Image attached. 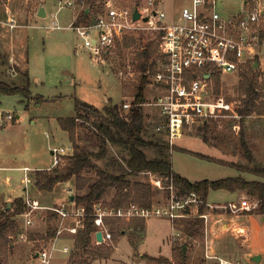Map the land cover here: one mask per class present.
Instances as JSON below:
<instances>
[{"label": "rangeland", "instance_id": "obj_1", "mask_svg": "<svg viewBox=\"0 0 264 264\" xmlns=\"http://www.w3.org/2000/svg\"><path fill=\"white\" fill-rule=\"evenodd\" d=\"M0 1L3 3L7 0ZM114 1L118 4L135 6L138 0ZM145 1L140 0L138 3L143 4ZM244 1L218 0L217 8L226 15L229 12H238L243 8H250L253 6L252 3H255L254 0H248V4H244ZM261 1L264 4V0ZM66 2L67 0H62V3H60V0H46L49 14L46 18L37 22L40 29L29 34L27 49L30 57L31 76L33 80L35 79L34 76L40 77L41 80L38 83L34 82L32 85V90L37 96H35L36 101L31 102L27 114L23 108L24 106L21 107L20 105L19 97L21 98V94H0V110L13 113L14 116L18 113L23 114L21 120L14 118V121L10 120L7 125V121L0 125V158L7 157L9 159L7 162L14 164L16 167L24 165L30 167V171L27 173L29 177L27 182L23 168L0 172V189L12 190L11 195L14 197L24 195L26 193L25 188H27L28 195L31 198L38 199L43 206H54L63 202L64 199H67L68 187L70 186V183L58 184L53 192L42 191L40 193L34 184L33 167L50 166L51 168L48 169L51 172H54L57 168V166L52 167V147L73 145L69 135L60 128L58 118L75 114L76 99L93 104L98 108L132 102L144 74L143 66L147 63L152 64L158 57L157 50L160 43V33L155 29L128 30L117 35L115 45L110 48L105 56L106 61H98L91 57V50L83 47L80 35L75 30L67 27L74 16L83 11L84 6L77 5L76 9H72V7L64 5ZM37 3H39V0H30V10H32V7L36 8ZM61 4L63 6L60 8ZM103 4L105 10L104 1ZM156 4H160L164 8L169 20L176 21L181 19L182 7L189 5L190 0H156ZM53 13H56V17L52 16ZM43 28L47 31L45 35L42 33ZM131 32H135L137 42L126 47L123 43V37ZM261 57L264 58V51ZM260 71L263 72L262 69ZM8 72L11 75L16 74L15 71ZM239 79V74L232 72L224 73L220 79L221 90L223 89L221 95H223L225 102L231 104L235 112H237L235 104L240 103L237 100L236 91ZM149 82L150 76L145 87V103H143V111L147 116L148 126L147 131L144 133L146 138H152L154 132H156L154 123L161 120L159 109L150 104L156 92ZM38 94L41 96H38ZM23 97L25 102H29L32 99V92L30 91L28 96L23 95ZM215 98L216 93L213 87L210 91V99L215 100ZM216 112L217 116L209 119L207 129L199 121L188 123L185 126L183 136L176 139L174 143L178 149L172 150V162L175 169L191 179H218L234 176L239 172L229 167V165L226 166L216 161L186 153L180 150V146L218 158L222 157L230 162L246 166H264V116L253 113L245 117L244 135L254 156V160L251 162L247 159L245 149L241 143V116L233 115V112L226 108L217 109ZM94 131V128L89 124L78 125L77 135L80 150L97 151L99 149L100 142ZM112 150L116 152L114 147H112ZM146 150L150 155L152 154L151 150ZM98 163L100 166L101 161H98ZM64 165H59L60 170L64 169ZM84 174L97 176L96 171L93 169H85ZM3 175H11L10 182H7ZM135 178L149 182V176L143 172ZM63 187L67 188V194ZM75 192L76 190L72 189V194ZM114 193L115 190L110 189L104 198L111 200ZM229 194L228 190L210 191L208 198L210 202H207L203 210V213L209 215L208 221L200 217L202 219L201 228L204 230L203 240L190 237L183 231L185 228L183 219L185 218L176 220L163 217L144 219L145 229L143 231L128 228L116 240L108 244L111 248L108 257L91 259L89 262L90 264H161V260L174 259L173 246L175 241L173 238L176 236L179 242L187 243L188 264H204V260H207L208 264H213L214 261L218 264L216 257L207 256V228L210 230V219L212 217H220L221 215L229 217L230 214L236 215L239 213L235 208L240 206L237 207L233 204V207L228 206L225 208L224 205H229V202H218L226 199ZM169 196L170 193L167 189H161L153 185L152 204L165 203L168 201ZM256 197H247L249 202L245 203V206L246 209L252 210L254 208L260 213L259 201H256ZM199 204L193 205V208L198 212L201 206ZM236 211L238 212L236 213ZM48 213V210L35 213L34 225L36 224L37 228L48 229L49 224L46 220ZM193 217L196 216L186 218ZM20 223L22 225L21 220ZM52 224L54 227L56 221ZM30 228L28 229L29 232L31 231ZM73 241V236L65 232L59 239L58 245L59 247L64 244L72 246L74 245ZM93 244L97 246V244ZM227 244H229L228 248L219 251V257H227L233 261H239L240 259L242 264H264V262L246 260L242 255L235 252L236 248L233 243ZM33 248L31 241L16 240L5 262H16L22 259L25 262L24 264H30L28 262L30 257L28 258V256L30 252L32 253ZM66 257L67 254L57 253L54 264H62ZM78 258V256H75L70 262L72 263L73 259L77 260ZM36 264L41 263L36 262Z\"/></svg>", "mask_w": 264, "mask_h": 264}, {"label": "built area", "instance_id": "obj_2", "mask_svg": "<svg viewBox=\"0 0 264 264\" xmlns=\"http://www.w3.org/2000/svg\"><path fill=\"white\" fill-rule=\"evenodd\" d=\"M254 1L250 8L224 15L217 8L218 0H190L189 5L182 7L181 19L172 21L168 19L164 8L156 4V0H146L143 4L136 3L135 6L105 0V10L99 12L95 19L77 23L75 18L68 27L80 35L83 47L91 50V57L101 62L106 61L105 56L115 45L118 34L128 30L159 31L158 57L152 62L153 73L150 69L147 71L150 75L149 84L156 92L150 104L155 105L161 115V120L156 122L155 131L163 132L172 146L176 139L183 136L188 123L194 121L205 123L217 116V109H230L233 115L239 116L231 104L225 102L221 95L223 89L216 95L215 100L210 99V91L214 87L213 75L216 72L220 73L221 77L229 72L239 74L247 62L253 61L255 64L258 61L257 68L263 70L260 81L264 85V58L261 57L264 51V4L261 0ZM64 5L76 7L83 4L78 0H67ZM62 6L63 4L60 8ZM136 8L140 12V18L135 20ZM145 17H148V20H145ZM120 107L127 113L132 107V102H125ZM14 118L13 113L1 112L0 125ZM73 152V145L52 147V167L66 164L65 157ZM23 170L27 182L30 168L24 167ZM143 173L149 176L148 181L152 185L168 190L170 193L168 201L151 206L130 202L128 205L117 207L104 205L102 201L95 203L92 212L95 223L93 243L99 245L113 242L112 225L106 221L110 218L148 220L163 217L176 220L195 215L208 221V214L200 213L193 208V205L203 203L199 195L194 192L181 193L172 180L156 172ZM68 194L73 195L72 189L68 190ZM24 202L26 209L19 214V219L23 220L22 231L13 238L15 241L33 243L34 248L29 262L54 264V258L59 251L67 254L62 264H72L70 260L73 258L76 238L72 246L64 244L59 247L58 243L65 232L76 237L85 227L88 215L85 205L76 204L68 197L60 204L43 206L39 200L31 198L28 194L24 197ZM228 206L233 207V204L224 205L225 208ZM0 208L5 209L4 205ZM235 209L233 208L234 211ZM42 210H48L56 215L55 234L48 239L31 240L28 237V229L35 223V213ZM99 230L103 234L102 242L96 238V232ZM176 239L178 237L174 236L173 240ZM207 256L216 257L218 264H241L238 260L208 254ZM6 264L20 262L10 261Z\"/></svg>", "mask_w": 264, "mask_h": 264}, {"label": "trees", "instance_id": "obj_3", "mask_svg": "<svg viewBox=\"0 0 264 264\" xmlns=\"http://www.w3.org/2000/svg\"><path fill=\"white\" fill-rule=\"evenodd\" d=\"M103 1L105 0H78L79 3L83 4L84 9L77 17V23L88 21L91 12L96 14L102 12L104 10ZM87 8H90L89 13ZM136 42L135 32L123 37V43L126 47ZM147 64L143 66V77L132 101V107L127 113L117 104L98 108L93 104L76 99L75 114L58 118L61 129L68 133L73 143V154L65 157L66 164L63 170H60V166H57L54 172L49 169L34 171V183L40 190L53 191L60 183L73 182L72 189L76 190L73 194L75 203L83 204L86 207L88 215L86 216L85 227L77 234L75 250L72 254L73 258L75 256L79 258L77 260L73 259V264H90L91 259L106 258L110 253L111 248L107 243L97 246L93 244L92 233L95 231V223L92 212L95 203L102 201L104 205L111 207L125 206L130 202H135L141 206H151L153 202V185L150 182L135 178L144 171L156 172L167 177L174 182L183 194L194 192L199 195L203 201L199 207L200 213L203 212L207 204L211 190H228L232 192L246 190L258 197L259 212L264 214V180L247 179L242 175H237L191 181L173 168L172 150L178 149L176 144L171 146L163 132H154L152 138L144 136L148 126L142 103L145 102V87L150 76L147 71L150 69V72L153 73L154 70V63ZM260 74V69L254 67L253 61L247 62L239 72L240 79L236 86L237 100L240 103H236L235 108L242 121L241 143L245 149L247 159L251 162L254 160V156L245 139L244 121L245 117L253 113L264 114V91ZM220 79V73L216 72L213 75L216 95L221 92ZM29 87V81L25 86L0 81V92L3 94L28 96L30 94ZM208 122L209 120L202 124L205 129L208 128ZM80 124H89L94 128L100 142L97 151L80 150L77 135V127ZM155 125L156 123H154V128ZM204 137L206 138V136ZM112 147L116 152L112 150ZM146 149L151 150L152 154L150 155ZM180 150L264 178V166H246L187 148L180 147ZM98 161H101L100 166ZM85 169L95 170L97 176L84 174ZM110 189H114L115 193L111 200H106L104 196ZM4 207L5 209L0 208V264L7 263L5 259L13 248L15 241L13 237L22 231L19 214L26 209L24 197L15 198L10 208L7 207V204ZM55 218L56 215L49 212L46 216L49 224L46 233L29 232V239L41 240L53 236L55 228L52 222ZM106 221L112 225L113 240H116L128 228L141 231L145 229V220L140 218L126 221L110 218ZM183 221L185 224L183 231L188 236L203 240L204 230L201 228L202 219L199 216L185 218ZM174 241V259L172 261L164 259L161 260V263L188 264L187 255H184L183 252V244L187 245V243L179 242L178 239ZM204 264H206L205 260Z\"/></svg>", "mask_w": 264, "mask_h": 264}, {"label": "crops", "instance_id": "obj_4", "mask_svg": "<svg viewBox=\"0 0 264 264\" xmlns=\"http://www.w3.org/2000/svg\"><path fill=\"white\" fill-rule=\"evenodd\" d=\"M29 1L30 0H7L4 1L3 3L0 1V81H5L10 84L19 85V86H25L29 81L30 84L29 88L30 91L32 92V99H30L29 102H25L24 101L25 98L23 97L22 94L20 95L21 98L19 97L20 105L21 107L24 106L23 108L26 114L29 111L28 109L30 108L31 102L36 101L35 96H37V94L33 92L32 85L34 82L38 83L41 80V78L38 76H34L35 79L33 80V77L31 76V67L29 65L30 57L27 49L29 46V34L34 30L40 29V25L37 22H39V20L46 18L49 14L46 7V0H39V3H37V7L36 8L32 7V10H30L29 8L30 6ZM244 4H248V0H245ZM41 7H44L45 9V16L39 15ZM76 7H72V9H76ZM87 12L88 13L90 12V8H87ZM97 14L95 12H91L89 16L90 18L89 20L95 19ZM52 16L56 17V13H53ZM78 16L79 14L77 13V15L74 16L73 20ZM13 24L15 26L11 27V25ZM42 33L45 35L47 34V31H45V29L43 28ZM8 71H12V72L15 71L16 74L14 75L13 73V75H11L9 74L10 72ZM0 94L9 95V94H3L1 92ZM38 96L41 95L38 94ZM1 112H5V111L0 110V113ZM15 118L16 120H21L23 118V114L18 113L16 114ZM8 122L9 121H7L6 125L8 124ZM183 147L188 148L185 146ZM190 150H194V149H190ZM7 161H9V159H7V157L5 156L0 158V172L2 171L6 172L7 170H14L15 168L17 169H22L24 167L30 168L29 165L16 167L14 164H11ZM229 167L236 169L235 167L232 166ZM48 168H50V166L33 167L34 171L38 169H48ZM173 168L176 172L187 177L191 181L201 180V179H191L181 171L175 169L174 165ZM236 170L241 173L238 172L234 176L242 175L247 179L264 180L262 177L254 175L252 173L242 172L238 169ZM3 176H5L4 178L7 182H10L11 175H3ZM68 183H70L71 186V187L69 186L68 189H72L74 183L73 182H68ZM60 184L65 185L67 183H60ZM63 188L65 193L67 194V188L66 187ZM25 190L26 193L22 195V197H25L28 194L27 193L28 189L25 188ZM11 191L12 190L9 191L3 188L0 189V206H3L5 204H7L8 206L9 203H11L12 206L13 200L19 197V196L13 197L11 195ZM42 191H46V190L39 189L40 193ZM229 192L230 194L226 196V199H223L222 201H218V202H229L235 204L237 207L240 206L237 208L239 213H237L238 211H236L237 213L236 215L230 214L229 217L225 215H221L220 217H212L210 219L211 220L210 230L207 228V242H208L207 253L209 256H219L220 255L219 251H223V249L228 248L229 244L227 243H231V244L233 243L235 245L236 248L235 252H237V254L242 255L246 260L249 259L251 262H256L252 260V257L254 255L260 254L261 259L259 262L263 263L264 262V215L258 213L254 208H252V210L246 209L245 206L246 205L245 203L249 202L247 200V197L249 196L256 197V196L250 194L246 190H239L236 192L229 191ZM68 195L67 198L70 197ZM208 201L209 199L207 200V202ZM256 201L257 202L259 201L257 197H256ZM211 203H217V202H211ZM20 220L23 224V220L22 219ZM146 225H147V221H146ZM30 227H29L31 230L30 232L46 233L47 230L46 228L44 229L37 228L36 224L35 225L33 224ZM76 237L73 236V238ZM235 252L233 253L236 254ZM30 253L28 258L31 255ZM57 253H60L62 255L64 254L59 251ZM224 258L228 259L227 257ZM169 260L172 261V259ZM18 262L21 263L24 262V260L20 259L18 260ZM161 264H170V263H161ZM206 264H208L207 260H206ZM213 264H216L215 261L213 262Z\"/></svg>", "mask_w": 264, "mask_h": 264}, {"label": "water", "instance_id": "obj_5", "mask_svg": "<svg viewBox=\"0 0 264 264\" xmlns=\"http://www.w3.org/2000/svg\"><path fill=\"white\" fill-rule=\"evenodd\" d=\"M39 15L45 16V9H44V7H41L40 12H39ZM139 18H140V12H139L138 8H136L134 10V19L136 20V19H139ZM144 19L145 20H148V17H145ZM258 66H259V62L256 61L255 64H254V67L257 68ZM69 199L73 201L74 200V196L73 195H70ZM7 207L10 208L11 207V203H9ZM96 238H97L98 241H101V242L103 241V234H102V231L101 230H99V231L96 232ZM187 248H188V246L185 245V244H183V252H184V255H186ZM260 259H261V255L260 254L254 255L252 257V260H254L256 262L260 261ZM20 264H22V263H20Z\"/></svg>", "mask_w": 264, "mask_h": 264}]
</instances>
